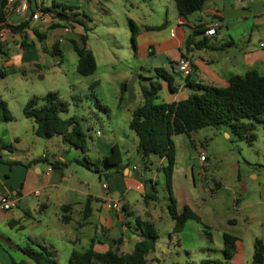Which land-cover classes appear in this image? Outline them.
I'll list each match as a JSON object with an SVG mask.
<instances>
[{"label":"crops","instance_id":"0c3cea01","mask_svg":"<svg viewBox=\"0 0 264 264\" xmlns=\"http://www.w3.org/2000/svg\"><path fill=\"white\" fill-rule=\"evenodd\" d=\"M2 1L0 0V4ZM25 1L27 10L22 14L6 10V23L18 25L26 22V25L18 32H12L7 26L0 28L3 35L0 38V96L7 103L13 116L7 122L0 120V197L7 195L15 202L11 210L0 208V264H10L11 256L16 259L18 255H22L18 246L29 243H38L53 249L56 252L57 264H59L57 242H61L63 248V260L60 264H67L72 250L84 251L91 246L95 252L103 253L114 246V240L117 238H121L118 252L128 253L141 239L137 219L140 222L152 223L154 215L151 209L146 208L142 209L145 218H141L130 205L134 198L133 193L137 192L144 198L150 193L145 190L142 182L146 176L136 151L137 136L128 127L132 111L142 103L140 88L145 84L137 83L138 71H131L125 76L120 88H114L110 92L111 107L106 104V96L101 95L99 99L97 98L99 107L102 106L108 116L112 130L109 137L103 138L101 142L102 161L114 144L118 146L121 154V161L117 166L100 170V175L97 174L100 184L97 185L92 178L81 172V169L89 170L74 161L81 158L83 152L66 143L61 136L35 135L33 122L24 116L22 106L28 99L37 96L28 87L30 83L33 84L32 76L44 78L55 75L59 71L58 67H63L60 71H64L63 44L66 45L64 47L68 51L69 60L73 61L72 64L76 68L77 55L71 47L70 39L79 38L82 34L79 27L81 21L83 18L91 21L89 16L99 13L104 0ZM164 1L165 3L158 2L155 8L154 5L151 8L157 14L163 12L160 15L163 16L162 22L153 19L140 21L130 15L125 19L128 25L130 20L139 27L135 33L137 50L134 57L138 60L143 56L162 55L165 64H168L172 71L167 73L172 78L173 74L180 76L179 81L175 82L173 79L175 87L173 93L168 88L165 90L162 85L164 94L162 99L158 97V101L180 100L193 92L186 86L185 76L177 72L175 67L176 61L182 55L192 63L193 69L188 78L193 83L223 87L227 85V79L231 75L243 74L251 69L264 75V47L259 45L260 42H264V0H205L199 11L187 17L177 14L173 0ZM53 4L71 7L70 13H77L76 18L81 20L79 23L68 25L62 22L55 23L57 20L49 24L31 18V13L38 8L56 9L57 7L53 8ZM53 23L55 24L51 25ZM212 23L217 24L215 33L211 36L204 35V30ZM1 25L3 24L0 22ZM157 27H163L165 41L147 33L157 30ZM199 27L202 28V33L194 36L193 40H204L206 45L194 48L190 44L186 48L185 40ZM54 46L57 47L56 50H53ZM86 46L96 61L88 38ZM151 46L153 48L149 53L146 48ZM112 54L115 55V52ZM120 55L121 53L117 54L118 59ZM116 61L113 58L107 60L111 66ZM150 77L153 80L154 75ZM113 79H117L114 73L104 76L105 82ZM124 127L128 130L123 129L119 133L116 131V128ZM191 138L193 147L197 150L194 143L195 135L192 134ZM43 154L46 155L45 159H42ZM150 159L149 157V162ZM53 162H56V165H53ZM163 164L165 159L159 158V166ZM49 166L51 170L47 171ZM185 171L187 172V168ZM77 174L80 176L77 177ZM250 176L253 179L257 178V174ZM101 182H107V189L101 187ZM238 183L242 185L243 192L247 193L248 184L241 179ZM215 187L220 188V184ZM258 189L259 194L255 201L239 203L235 208L239 210L241 218L243 209L250 205L259 206L262 210L260 217L252 212L244 219L248 225L256 219L263 235L229 234L235 238L230 256L225 258L223 242L219 245L214 243L213 260L221 261L222 264H251L254 239L260 238L264 243V180ZM36 190L37 194L34 193ZM108 198L120 204L121 212H116L108 204ZM234 199L236 204L238 199ZM62 206L68 207L63 210ZM86 206L90 208V212L88 217L83 219ZM74 211L80 216L78 221L72 216ZM52 214L56 216L57 223L52 219ZM62 215H67L70 219L62 221ZM71 220L75 221L72 226L69 225ZM228 223L232 227L236 226V217L227 219ZM35 228L37 233L30 231L22 234L19 231L18 235L13 236L15 241L10 238L13 229ZM175 235L177 234L170 236L169 241ZM178 246L186 255L199 256L192 252L196 246L184 247L181 243ZM154 259L159 262L158 259Z\"/></svg>","mask_w":264,"mask_h":264},{"label":"rangeland","instance_id":"374dc122","mask_svg":"<svg viewBox=\"0 0 264 264\" xmlns=\"http://www.w3.org/2000/svg\"><path fill=\"white\" fill-rule=\"evenodd\" d=\"M158 2L165 3L164 0H104L99 13L89 16L91 21L83 18L79 26L82 30L81 33H86L88 43L95 53L97 62L95 73L88 76L80 75L74 68L73 61L69 60L68 51L64 47L66 45L63 44L64 71H60L63 67H58L59 71L55 75H48L44 78L34 75L32 76L33 84L30 83L28 86L37 95L33 97H41L47 92H55L57 98L66 105V109L60 111L59 115L63 118L69 116L78 118L82 130L86 134L84 154L99 170L106 168L100 151L101 142L103 138L109 137L112 130L107 114L103 107H99L96 102L97 98L99 99L101 95L106 96V104L111 107L110 92L114 88L119 89L121 83L125 81V76L131 71H138L137 83L141 82L147 85L152 78L150 76L154 75L153 80L158 79L167 90V84L161 77L156 76L154 68L163 66L167 72L172 73L170 66L165 64L162 55L143 56L137 60L134 57L137 49L136 47L135 50L132 48L130 27L125 21L126 17L130 15L140 21L153 19V21L162 22L163 16L160 15L163 12L157 14L151 10L152 5L155 8ZM135 26L136 29L139 28L137 24ZM162 28L157 27V30L147 33L165 41V33ZM152 48V46L147 47L146 51L150 53ZM114 52L115 55L112 54ZM117 52L121 53L120 59L117 58ZM72 54L75 56L73 52ZM109 58L117 60L113 66L107 62L110 60ZM109 73L116 74L117 79L105 82L104 76ZM173 79L175 82L179 81L180 76L173 74ZM93 81H96L97 85L89 89L88 86ZM163 94V89L157 93L160 99ZM243 120L254 123L252 132L255 138L250 143L245 138L236 135L230 126L225 124L204 126L194 131V143L197 150L194 149L193 144H190L186 135L178 134L176 137H174L175 135L172 137L174 164L170 195L175 201L177 210L188 205L201 217L199 223L187 220L178 233H172L174 221L168 213L169 192L164 182L163 173L158 169L161 166H159V157L150 155L151 161L145 169L146 179H142L145 190L150 193L146 198L137 192L133 193L134 198L130 204L141 218H145L142 209L148 208L154 212L152 223L158 239L155 248L146 253L145 264H222L221 261L213 260V244L218 243L219 245L220 242H223L222 235L224 233L231 235L232 233L243 235L260 233L259 235H263L256 219L250 225L244 219L248 213L252 212L260 217L262 210L259 206L246 207L241 211V218H239V210L236 209L239 203H251L258 198V187L264 180V123L253 119ZM123 129L128 130L124 127L116 128V131L119 133ZM97 131L99 133H96ZM201 147H204L205 150V160L203 161L198 157ZM185 168H187V172ZM81 170L97 185L100 184L96 173ZM191 170L193 174H191ZM251 174H257V178H251ZM78 176L80 174H77ZM239 179L248 184L247 193L243 192L242 185L238 183ZM216 182L220 184V188L215 187ZM234 198L238 199L236 204H234ZM72 216L77 221L80 218L75 211ZM51 217L57 223L56 216L52 214ZM233 217L237 219V225L234 227L227 224V219ZM74 222V220L69 221V225L72 226ZM203 225L208 227L210 238L207 237ZM142 228L143 231L149 230L144 225ZM17 230L13 229L10 235L13 241H15L13 236L18 235L19 231L22 234H27L30 231L37 233L35 232L36 228ZM173 234L177 235L169 241V237ZM179 243L184 247L196 246L192 252L199 256L186 255L184 251H180ZM57 247L59 248L58 260L60 264L63 260L61 242H57ZM154 258L159 262L157 263ZM16 259L26 258L23 255H18Z\"/></svg>","mask_w":264,"mask_h":264},{"label":"trees","instance_id":"16d2710c","mask_svg":"<svg viewBox=\"0 0 264 264\" xmlns=\"http://www.w3.org/2000/svg\"><path fill=\"white\" fill-rule=\"evenodd\" d=\"M177 14L181 17L199 11L205 0H173ZM6 0L0 4V26H7L12 32L20 31L26 22L18 25L6 23ZM57 7V8H56ZM53 11H57V21L55 23L72 24L79 23L76 18L77 13L71 14V7L65 5L53 4ZM43 10L49 8H41ZM55 23L51 24L54 25ZM131 31L130 41L135 49V33L137 31L135 24L129 20ZM202 33L199 27L193 30L192 34L185 40V47L190 44L194 48L204 47L205 41H194V36ZM87 35L82 33L78 39H70L73 51L77 55L76 71L82 76H88L96 70V61L86 46ZM56 46L53 50H56ZM59 53V51H57ZM185 57V55H182ZM1 74V73H0ZM157 77H161L167 84L170 92L175 91L172 76L167 71L158 67L155 68ZM185 84L193 92L187 97L176 101H158L157 93L162 89V83L158 79L149 80L147 85L140 88L142 103L133 111L128 123V127L137 136L136 151L140 157L143 170L148 166L150 155H156L164 158L166 164L161 165L160 169L164 176V182L169 192V203L167 205L168 213L174 221L172 233H178L187 220L201 222V217L188 205H184L177 210L175 201L170 195L171 179L174 164V146L172 137L178 134H184L189 138L190 144H193L191 135L199 128L210 125L225 124L230 126L231 130L247 142L255 138L252 129V121L243 119H253L264 123V75L251 69L243 74L231 75L227 79V85L216 87L205 85L189 80L185 76ZM96 82L89 84L92 89ZM97 104L98 101L96 100ZM100 105V104H99ZM102 107V106H101ZM66 109L64 102H61L55 92H47L41 97H31L23 106V114L33 122L34 133L40 137L61 136V138L71 146L79 148L83 152L81 158L74 161L79 163L85 169L100 175L99 168L92 163L85 155L86 134L81 128L76 116L62 118L60 111ZM13 118L7 103L0 96V120L10 121ZM121 161V154L116 144L111 146L107 155L103 158L106 167L117 166ZM56 165V162H53ZM215 185H219L218 182ZM145 197H148L146 194ZM68 206H62L63 210ZM90 208L85 207L83 219L89 215ZM70 219L67 215H62V221ZM137 219V218H136ZM141 239L138 240L132 250L128 253H119L118 244L121 238L114 240V246L103 253L95 252L92 247L84 251L72 250L67 264H145V255L155 248L158 235L152 223L140 222ZM147 227L148 231H143L142 226ZM205 233L210 238L208 227L203 225ZM235 238L227 233L223 234V254L228 258L234 248L233 240ZM18 250L26 259L16 260L12 256L10 264H57L56 252L50 247L38 243H29L25 246H18ZM264 243L260 238H255L253 242V253L251 264H263Z\"/></svg>","mask_w":264,"mask_h":264},{"label":"built area","instance_id":"2783aa9c","mask_svg":"<svg viewBox=\"0 0 264 264\" xmlns=\"http://www.w3.org/2000/svg\"><path fill=\"white\" fill-rule=\"evenodd\" d=\"M6 10H11L16 14H22L27 10V3L25 0H6L5 5ZM31 18L33 20L42 21L45 23H51L52 21H55L57 19V11H53L51 9H41L38 8L34 12L31 13ZM217 24L212 23L206 30H204V35L211 36L215 33ZM3 35L0 32V38H2ZM259 45L261 47H264V42H260ZM175 67L177 72H179L182 76H187L190 74V72L193 69L191 61L184 56H180L178 60L175 63ZM198 157L201 161L205 160V150L201 147V149L198 152ZM46 155H42V159H45ZM51 170V166L48 167L47 171ZM101 187L103 189H107V182H101ZM35 194L38 193V190L34 191ZM108 204L116 211L121 212V206L120 204L112 200L111 198H108ZM15 205V202L13 199L8 197L7 195H2L0 197V208L2 210H11Z\"/></svg>","mask_w":264,"mask_h":264}]
</instances>
